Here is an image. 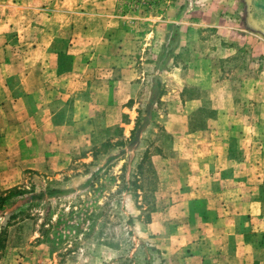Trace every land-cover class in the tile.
<instances>
[{
    "label": "rangeland",
    "instance_id": "rangeland-1",
    "mask_svg": "<svg viewBox=\"0 0 264 264\" xmlns=\"http://www.w3.org/2000/svg\"><path fill=\"white\" fill-rule=\"evenodd\" d=\"M0 4L9 6L11 25L9 47L0 56L27 59L36 55L34 48L40 44L49 71L72 74L49 81L54 90L39 99L44 106L34 105V120L21 126L33 131L32 123L37 124L40 143L25 144L22 152L29 160L43 158L42 167L24 169L20 175L0 170L5 172L0 173V193L15 186L37 193L75 190L27 202L20 209L12 207L11 201L19 199L13 196L0 210V264H187L201 234L197 214L203 208L198 198L190 199L199 195L196 190L183 191L190 179L188 170L181 168L188 160L185 137H227L230 125L238 126L234 134L239 137L244 131L264 136V47L254 48L257 35L264 37V4ZM174 26L180 27V39L166 68L158 70ZM234 26L246 31L250 26L259 33H245L250 39L235 47V41L244 38L230 30ZM156 75L163 80L164 93L139 143L131 145V131L144 116ZM90 178L92 184L81 189ZM79 202L84 205L77 208ZM13 214L19 215L10 219ZM155 218L159 226L153 228ZM249 229L252 236L257 229L264 235V219L252 222ZM261 260L254 264H264V252Z\"/></svg>",
    "mask_w": 264,
    "mask_h": 264
},
{
    "label": "crops",
    "instance_id": "crops-1",
    "mask_svg": "<svg viewBox=\"0 0 264 264\" xmlns=\"http://www.w3.org/2000/svg\"><path fill=\"white\" fill-rule=\"evenodd\" d=\"M29 1L42 4L45 0ZM260 2L264 4V0ZM8 7L0 4V53L9 47L6 40L11 30ZM248 27L247 31L238 26L230 28L244 38L236 40L235 47L244 46L246 37L250 39L245 33H259ZM257 36L259 41L256 40L254 48L262 50L264 37L261 33ZM43 48L37 44L36 55L27 59L20 57L23 61L8 55L0 56V170L11 169L20 175L24 169L42 167L43 158L36 162L22 152L25 144L40 143L37 124L32 123L33 131H23L21 126L27 127V120H34L33 107L37 102L44 106L39 99L53 89L49 81L72 75L49 71ZM259 83L262 85V79ZM237 128V125H230L227 137L209 139L196 133L185 137L188 160L181 168L188 170L190 179L188 184L184 183L183 191L189 194L196 190L199 195L190 199L198 198L203 208L197 214L201 234L196 238L195 249L186 258L187 264H254L262 261L264 235L258 229L256 236L248 232L252 222L264 219V136L245 135L244 131L239 137L234 134ZM39 155L43 156V152L39 151ZM195 179L200 183L194 184ZM197 185L200 187L196 188ZM218 219L219 226L216 225ZM150 226L158 227V218L153 219ZM168 254L172 257L170 251Z\"/></svg>",
    "mask_w": 264,
    "mask_h": 264
},
{
    "label": "trees",
    "instance_id": "trees-1",
    "mask_svg": "<svg viewBox=\"0 0 264 264\" xmlns=\"http://www.w3.org/2000/svg\"><path fill=\"white\" fill-rule=\"evenodd\" d=\"M179 30H180L179 26H174V28L167 34V41L166 43H164L162 47V52L157 62L158 70L165 69L169 58L172 57L175 51V43L180 39ZM163 93H164L163 80L159 75H156L153 78L151 96L146 106V109L144 111V116L139 117L137 119L136 125L131 131V138L129 139L130 140L129 143L131 145H136L139 143L142 133L151 123L153 106L155 103H158L160 101V98L163 95ZM148 153L149 152H147V154ZM143 167L144 166H141L140 168L143 169ZM92 181L93 179L90 178L88 181H86V183L82 185L81 189H84L87 186H90L92 184ZM73 192H75V190L73 189L49 188L47 190H43L37 193V192H30L28 189L22 186H15L5 191V193H0V210L5 209L8 202L12 200L13 196H18L19 199L15 201H11L12 207L20 209L27 202H30V201L62 197V196L69 195ZM82 205H84L83 202H79V204H77L76 206L77 208H79ZM18 215L13 214L10 216V219H14ZM127 224L129 226L133 224V217L131 215H129L127 218ZM129 233H132V229L129 230ZM1 241L2 240H1V235H0V247H1Z\"/></svg>",
    "mask_w": 264,
    "mask_h": 264
}]
</instances>
